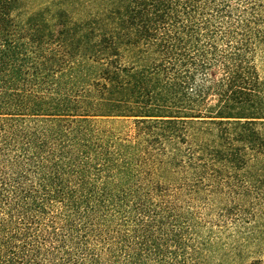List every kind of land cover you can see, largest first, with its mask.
I'll use <instances>...</instances> for the list:
<instances>
[{
    "label": "trees",
    "instance_id": "16d2710c",
    "mask_svg": "<svg viewBox=\"0 0 264 264\" xmlns=\"http://www.w3.org/2000/svg\"><path fill=\"white\" fill-rule=\"evenodd\" d=\"M0 264H264V0H0Z\"/></svg>",
    "mask_w": 264,
    "mask_h": 264
},
{
    "label": "rangeland",
    "instance_id": "374dc122",
    "mask_svg": "<svg viewBox=\"0 0 264 264\" xmlns=\"http://www.w3.org/2000/svg\"><path fill=\"white\" fill-rule=\"evenodd\" d=\"M49 0H27V6L30 9H37L47 4Z\"/></svg>",
    "mask_w": 264,
    "mask_h": 264
}]
</instances>
